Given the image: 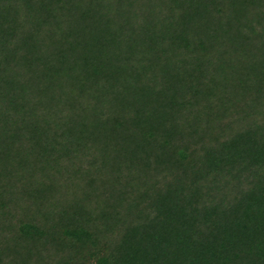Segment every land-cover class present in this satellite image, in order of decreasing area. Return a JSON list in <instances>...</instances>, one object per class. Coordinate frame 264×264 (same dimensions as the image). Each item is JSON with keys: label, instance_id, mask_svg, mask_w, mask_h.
Returning a JSON list of instances; mask_svg holds the SVG:
<instances>
[{"label": "trees", "instance_id": "16d2710c", "mask_svg": "<svg viewBox=\"0 0 264 264\" xmlns=\"http://www.w3.org/2000/svg\"><path fill=\"white\" fill-rule=\"evenodd\" d=\"M0 264H264V0H0Z\"/></svg>", "mask_w": 264, "mask_h": 264}]
</instances>
